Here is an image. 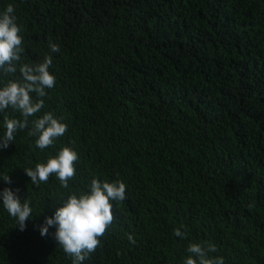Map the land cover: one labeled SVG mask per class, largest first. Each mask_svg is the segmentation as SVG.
Returning a JSON list of instances; mask_svg holds the SVG:
<instances>
[{
    "label": "trees",
    "instance_id": "16d2710c",
    "mask_svg": "<svg viewBox=\"0 0 264 264\" xmlns=\"http://www.w3.org/2000/svg\"><path fill=\"white\" fill-rule=\"evenodd\" d=\"M8 4L25 61L59 45L42 113L67 132L41 151L21 130L0 149L12 180L0 191L18 188L33 209L21 231L0 200V264H72L55 228L39 230L67 190L24 170L65 144L79 154L73 190L96 177L127 185L83 264H180L203 240L225 264H264V0H0V12Z\"/></svg>",
    "mask_w": 264,
    "mask_h": 264
},
{
    "label": "clouds",
    "instance_id": "9594fccd",
    "mask_svg": "<svg viewBox=\"0 0 264 264\" xmlns=\"http://www.w3.org/2000/svg\"><path fill=\"white\" fill-rule=\"evenodd\" d=\"M23 28L18 23L16 9L8 4L0 12V114H3L2 126L5 129L0 135V149H6L16 139L21 130H28L29 137H35V147L44 151L55 148L56 141L67 132V125L52 111H43L48 90L56 85V77L50 71L53 56L58 53L59 45L49 40V54L36 61L24 60ZM19 71V77L16 76ZM35 94V95H33ZM18 113L11 115L7 110ZM42 113V114H41ZM41 114V115H38ZM79 154L73 145H61L56 154L49 153L45 161L35 163L34 167H25V173L32 185L48 183L54 176L68 194L58 201L62 206L55 209L54 215L46 216L39 227L42 236L49 235V228L58 247L72 264L83 262L101 246L102 238L113 227L114 203L123 202L126 197L127 185L121 179L101 180L93 178L87 189L73 190L70 182L76 178V162ZM0 180L11 184L8 173L0 174ZM15 191L6 187L0 191L3 208L12 217L21 231L26 228V221L32 217L33 209L29 199H21ZM183 225L174 229L176 237L186 239L187 231ZM128 241L135 245L134 235L128 234ZM219 251L214 242L190 241L180 264H225L223 256H213Z\"/></svg>",
    "mask_w": 264,
    "mask_h": 264
}]
</instances>
